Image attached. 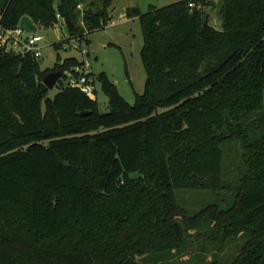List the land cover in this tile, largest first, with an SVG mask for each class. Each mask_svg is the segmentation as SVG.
<instances>
[{
    "label": "trees",
    "instance_id": "1",
    "mask_svg": "<svg viewBox=\"0 0 264 264\" xmlns=\"http://www.w3.org/2000/svg\"><path fill=\"white\" fill-rule=\"evenodd\" d=\"M114 2L0 0V15L7 29L25 16L50 29L61 15L74 24L68 43L90 45ZM215 6L128 8L145 91L131 105L106 73L88 74L106 114L67 84L84 62L58 55L43 69L30 53H0V264H178L194 233L217 252L243 241L202 264H264V0H222L223 30L206 12ZM57 71L51 98L43 82ZM183 194L210 206L192 213Z\"/></svg>",
    "mask_w": 264,
    "mask_h": 264
},
{
    "label": "rangeland",
    "instance_id": "2",
    "mask_svg": "<svg viewBox=\"0 0 264 264\" xmlns=\"http://www.w3.org/2000/svg\"><path fill=\"white\" fill-rule=\"evenodd\" d=\"M182 0H116L112 7V22L102 30L92 33L89 37L91 44L80 43L71 39L68 43L69 29L63 23H57L53 28H38L35 32L43 37L40 43L42 57L40 63L43 69H51L57 63L58 55L61 61L70 58H76L84 62L83 70L88 74L97 77L101 73H106L110 79L117 85L121 95L131 105L135 103L136 95H142L145 91L146 72L141 60V51L144 45L142 27L139 18H129L126 10L128 8H138L143 13L149 11L150 6L163 8ZM216 3L214 8L206 9L210 16V23L217 30H223L222 21L219 17V10L222 0H213ZM63 43L64 47L59 51L54 47L55 44ZM132 82V85L130 84ZM59 85L50 91V97L54 98L59 92ZM96 99L99 104V110L102 114L109 112L108 98L103 92L100 83H95ZM207 195L206 204L213 203ZM224 198V196H220ZM206 197L202 196L200 201ZM183 208L194 213L210 205L197 204L196 196L193 194H183ZM223 206V205H218ZM230 206V205H229ZM225 206L224 208H228ZM192 249L188 251L186 257L179 255L178 264L192 259V264H202L210 262L216 254L225 258L236 254L243 241L241 239L228 245L222 252H217L211 246V241L206 234L198 236L194 233L190 239ZM201 259V260H199ZM185 262V263H186ZM153 264H159L154 261ZM187 264V263H186Z\"/></svg>",
    "mask_w": 264,
    "mask_h": 264
},
{
    "label": "built area",
    "instance_id": "3",
    "mask_svg": "<svg viewBox=\"0 0 264 264\" xmlns=\"http://www.w3.org/2000/svg\"><path fill=\"white\" fill-rule=\"evenodd\" d=\"M2 21L3 17L0 15V53L5 52L17 55L30 53L37 59L42 57L40 43L44 40L43 37L36 33L27 34L19 24L15 29H7L4 27ZM57 21V23L60 22L67 26L61 15H57ZM75 71L80 74V77L74 78L72 73H68L69 79L67 84L72 88L79 89L87 97L95 100L96 89L94 79L88 77V73L80 67L76 68Z\"/></svg>",
    "mask_w": 264,
    "mask_h": 264
},
{
    "label": "water",
    "instance_id": "4",
    "mask_svg": "<svg viewBox=\"0 0 264 264\" xmlns=\"http://www.w3.org/2000/svg\"><path fill=\"white\" fill-rule=\"evenodd\" d=\"M65 22L69 30L74 28V24L69 20H66ZM19 25L27 34H33L37 31L36 24L28 16L23 17L20 20ZM64 75L65 73L63 71L51 72L45 77L43 83L51 91L59 85V82L64 78Z\"/></svg>",
    "mask_w": 264,
    "mask_h": 264
},
{
    "label": "crops",
    "instance_id": "5",
    "mask_svg": "<svg viewBox=\"0 0 264 264\" xmlns=\"http://www.w3.org/2000/svg\"><path fill=\"white\" fill-rule=\"evenodd\" d=\"M116 1V0H115ZM112 10V9H111Z\"/></svg>",
    "mask_w": 264,
    "mask_h": 264
}]
</instances>
